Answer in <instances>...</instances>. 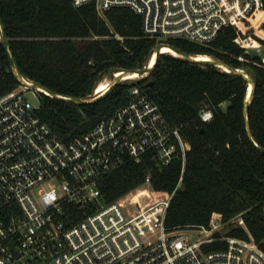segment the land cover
<instances>
[{"label": "built area", "instance_id": "built-area-1", "mask_svg": "<svg viewBox=\"0 0 264 264\" xmlns=\"http://www.w3.org/2000/svg\"><path fill=\"white\" fill-rule=\"evenodd\" d=\"M71 1L94 4L100 15L132 9L159 46L169 39L208 46L233 27L236 43L247 55L256 52L264 69V0ZM40 94L20 85L0 96V264H264V240L256 242L242 214L207 227H167L191 145L146 91L134 88L125 106L69 140L38 116L29 97ZM200 118L211 122L213 110L204 108ZM129 162L150 165L146 183L106 202L101 181ZM177 163L176 190L156 191L155 174ZM141 189L150 196L131 201ZM235 228L248 238L229 236Z\"/></svg>", "mask_w": 264, "mask_h": 264}, {"label": "trees", "instance_id": "trees-1", "mask_svg": "<svg viewBox=\"0 0 264 264\" xmlns=\"http://www.w3.org/2000/svg\"><path fill=\"white\" fill-rule=\"evenodd\" d=\"M0 19L20 74L72 99L93 98L107 74L146 68L159 45L157 39L144 34L142 18L126 7L100 15L94 4L77 8L71 0H0ZM236 37V30L227 27L208 46L181 39L160 44L191 56L207 55L251 74L256 88L249 120L254 140L264 148V69L258 66V57L247 55L236 43ZM9 71L0 29V96L21 85ZM137 87L146 91L191 145L182 187L168 211L167 227L172 231L207 227L214 219L227 223L242 214L256 242L263 241L264 153L247 135L244 107L249 84L244 78L162 54L146 78L124 81L92 104L76 105L41 93L37 114L55 134L69 140L125 106ZM206 107L214 112L209 123L200 118ZM149 167L129 162L105 177L100 187L106 202L143 186ZM181 174L182 165L174 164L157 172L152 186L172 194ZM135 194L131 201L135 202ZM229 236L248 238L241 228L232 229Z\"/></svg>", "mask_w": 264, "mask_h": 264}, {"label": "water", "instance_id": "water-1", "mask_svg": "<svg viewBox=\"0 0 264 264\" xmlns=\"http://www.w3.org/2000/svg\"><path fill=\"white\" fill-rule=\"evenodd\" d=\"M0 29H1L2 34H3V43H4V46H5V49L7 51L9 61L11 64V71H9V72L13 73L15 75V77L19 80L20 84L28 86L29 88L37 90L40 93H44V94H46L52 98L62 100V101L68 102V103H74L76 105H88V104H92V103L99 101L100 99L105 97L110 91H112L115 87H117L119 84H121L124 81H127L128 80L127 77L131 74L138 73L140 75H144L145 73H148V75H149L154 70L155 65H156L160 55H162L161 51L165 47L164 45L157 47V50H156L157 59H156L155 65L153 67L149 66V67H146L144 69H138V70L123 72L120 77H117L116 82L113 85H111V87L109 88V90L105 94H103L99 97L94 96L93 98H90V99H72V98H66V97L59 96L58 94L46 89L45 87H43L39 84L34 83V82H28L26 80V78H24L20 74V72L17 68V65L14 61L13 55H12L11 50H10L9 39L6 35L5 27H4L1 19H0ZM173 49L178 51L182 55V58L185 60H188V61L196 63V64H201V65H211V66H214L216 68L222 69L224 71L227 69L229 73H233V74H236V75L244 78L247 81V83L249 84V86H252V92L251 93L248 92V99H247L245 107H244V117H245L247 135H248L250 142L257 149H259L260 151H262L264 153V148L260 147L256 143V141L254 140L252 130H251V124H250V120H249V106L254 99V90L256 88V83H255L254 79L252 77H250L247 73H245L243 70L236 69V68H234V67H232V66H230V65H228L222 61H218V60H214V59H212L210 61H201V60H198L197 56L188 55V54H186V53H184V52H182L176 48H173ZM252 56L257 57L258 54L256 52H252Z\"/></svg>", "mask_w": 264, "mask_h": 264}, {"label": "bare ground", "instance_id": "bare-ground-1", "mask_svg": "<svg viewBox=\"0 0 264 264\" xmlns=\"http://www.w3.org/2000/svg\"><path fill=\"white\" fill-rule=\"evenodd\" d=\"M161 53L163 54H167V55H171L173 57H178V58H182V55L176 51L175 49H173L172 47H169V46H165ZM198 57V60H201V61H210L212 60V58L210 56H207V55H199L197 56ZM156 59H157V55L154 56L151 64H150V67H153L156 63ZM225 71L228 72V70L226 69ZM122 75L121 72L119 73H116V77H120ZM148 76V73H145L144 75H140L138 73H134V74H131L127 77L128 80H139V79H143V78H146ZM108 81V80H107ZM111 87V84L109 82H101L98 87L96 88L95 90V96L96 97H99L103 94H105L109 88ZM252 92V86H250L249 88V93ZM149 197V193L144 190V192H137L135 195H134V200L135 202H139L143 199V197Z\"/></svg>", "mask_w": 264, "mask_h": 264}, {"label": "rangeland", "instance_id": "rangeland-1", "mask_svg": "<svg viewBox=\"0 0 264 264\" xmlns=\"http://www.w3.org/2000/svg\"><path fill=\"white\" fill-rule=\"evenodd\" d=\"M164 42V41H163ZM159 43V41H158ZM159 46V45H158ZM246 73V72H245ZM250 77H252L251 74H248ZM253 78V77H252ZM108 80V81H107ZM117 80V77H116V73L115 74H107L103 77L102 81L101 82H109L111 85H113ZM250 88V86H249ZM94 96H95V92H94ZM30 101L36 105V106H39V102H40V98L39 97H33V96H30L29 97ZM226 106V105H225ZM224 106V107H225Z\"/></svg>", "mask_w": 264, "mask_h": 264}]
</instances>
